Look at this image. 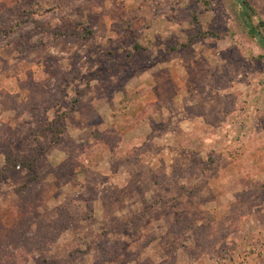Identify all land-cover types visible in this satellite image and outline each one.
<instances>
[{"label": "rangeland", "instance_id": "obj_1", "mask_svg": "<svg viewBox=\"0 0 264 264\" xmlns=\"http://www.w3.org/2000/svg\"><path fill=\"white\" fill-rule=\"evenodd\" d=\"M243 7L0 0V168L25 165L0 177V264H264V34Z\"/></svg>", "mask_w": 264, "mask_h": 264}, {"label": "trees", "instance_id": "obj_2", "mask_svg": "<svg viewBox=\"0 0 264 264\" xmlns=\"http://www.w3.org/2000/svg\"><path fill=\"white\" fill-rule=\"evenodd\" d=\"M242 4L244 6L243 7V14H244L246 20L250 21L249 23H247L248 24V33L250 35L254 36L258 32L257 31L258 27H261L262 32L264 34V21L257 19L258 20L257 25L253 26L251 24V18H252V16L257 18V16L254 15L255 11H254L253 7L251 5H249V3L246 0H242ZM262 38H263L262 48L264 50V37H262ZM261 57L264 59V53ZM48 129H49V127H48ZM42 136L45 138L46 133H44ZM52 140L54 143L58 142L59 141V135L57 134L56 137L53 136ZM20 158L17 159L16 157L12 156L11 154H5L4 155V160H5L4 165L0 168V177L6 175L10 170L17 167L19 164L24 165V163H23L24 161L20 160Z\"/></svg>", "mask_w": 264, "mask_h": 264}]
</instances>
